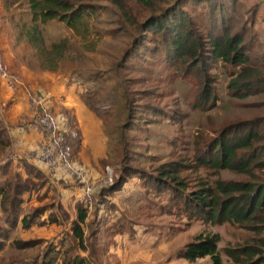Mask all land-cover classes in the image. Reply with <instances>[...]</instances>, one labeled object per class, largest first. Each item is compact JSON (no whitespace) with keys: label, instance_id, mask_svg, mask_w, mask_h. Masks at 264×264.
Returning a JSON list of instances; mask_svg holds the SVG:
<instances>
[{"label":"rangeland","instance_id":"374dc122","mask_svg":"<svg viewBox=\"0 0 264 264\" xmlns=\"http://www.w3.org/2000/svg\"><path fill=\"white\" fill-rule=\"evenodd\" d=\"M87 2L93 9L76 28L58 20L40 24V39L30 43L21 35L33 25L30 0H0L9 57L2 49L4 59L34 90L47 93L46 85L60 84V118L51 111L73 149L75 165L72 173L60 168L53 177L32 162L50 184L24 196L21 219L7 233L0 264H41L53 246L59 262L65 256L88 264H213L210 257L193 263L181 257L200 236L218 237L223 264H264V210L247 221L222 216L209 221L184 200L173 199L168 184L155 180L174 163L187 196L205 189L220 200L227 196L221 195L219 184L250 181L248 175L202 164L198 158L224 133L240 136L241 124L264 121V94L232 97L228 85L233 70L219 64L211 71L216 101L202 103L203 85L195 73H177L162 56L125 60L152 11L136 0ZM255 55L261 57L262 51ZM2 86L0 80V130L10 133L19 125H12L11 115L18 93L11 96ZM89 116L87 135L82 136L78 118L84 123ZM6 142L2 137L0 184L7 179L3 166L10 175L26 176L18 164L29 162L12 161L18 151L12 137L7 147ZM258 158L264 162V149ZM255 174L258 182L264 181V169ZM86 188L91 190L89 204L82 199ZM2 204L0 196V226L9 230ZM80 204L87 209L83 245L74 234ZM24 217L32 220L29 228L23 226ZM16 241L34 245L19 249Z\"/></svg>","mask_w":264,"mask_h":264},{"label":"trees","instance_id":"16d2710c","mask_svg":"<svg viewBox=\"0 0 264 264\" xmlns=\"http://www.w3.org/2000/svg\"><path fill=\"white\" fill-rule=\"evenodd\" d=\"M136 1L153 14L142 24L143 34L128 50L125 60L147 59L140 54H148L154 59L162 56L165 63L176 68L177 73L184 72L182 74L185 77L195 73L203 85V94L198 96L202 103L212 100L214 104L216 101L211 71L219 64L233 70L228 85L232 97L246 99L264 94V51L261 57H253L260 47L259 35L254 30L258 7L248 10L242 0H171L167 7L163 6L167 0ZM92 9L93 6L87 0H30L33 25L28 31L23 30L21 35L30 43L37 42L40 39L39 25L53 20L63 22L69 28H76ZM239 127L244 130L242 135L232 137V134L224 133L198 158L202 164L250 177L247 182L219 184L217 188L221 195L227 196L226 199L220 200L219 196H214L212 190L205 189L191 192L187 196V186L178 181L177 174L180 171L174 169V163L169 164L172 170L162 171L160 176L163 178L157 177L155 180L168 184V190L174 193L173 199L184 200L209 221L218 220L221 216L222 220L226 217L247 221L253 214L262 212L264 181L258 182L255 169H264V162L258 158V152L264 149V144H261L264 143V121L247 122ZM10 136L7 130H0V142L5 137L6 147L11 143ZM18 167H23L26 176L16 172L12 176L8 174V167L1 168L3 177H7L4 184H0V196L9 230L0 226V252L9 238L8 231L19 224L24 196L50 184L45 172L32 163L21 161ZM53 219L52 222L56 223L55 218ZM86 219L87 209L80 204L78 219L74 222V234L82 245V227ZM31 222V219L24 217V228H29ZM15 243L19 249L34 245L33 242L25 241ZM58 253L55 246L51 247L45 253L41 264H88L80 257L64 256L59 262ZM181 257L192 263L210 257L213 264H223L217 236H200L196 242L186 247Z\"/></svg>","mask_w":264,"mask_h":264},{"label":"built area","instance_id":"2783aa9c","mask_svg":"<svg viewBox=\"0 0 264 264\" xmlns=\"http://www.w3.org/2000/svg\"><path fill=\"white\" fill-rule=\"evenodd\" d=\"M0 80L12 92L24 94L32 118L30 127L39 135V141L35 148H31L25 153L13 154L10 159L15 162L26 159L30 163H37L45 167L53 177L57 176L60 168L70 173L75 171L72 161L73 149L61 130L59 120L53 115L49 102L38 90L27 86L25 79L20 74L9 68L1 49ZM90 191V188H86L82 198L88 204L91 200Z\"/></svg>","mask_w":264,"mask_h":264},{"label":"crops","instance_id":"0c3cea01","mask_svg":"<svg viewBox=\"0 0 264 264\" xmlns=\"http://www.w3.org/2000/svg\"><path fill=\"white\" fill-rule=\"evenodd\" d=\"M242 1L248 10L258 7L254 30L260 38V47L257 50L264 51V0ZM0 27H2V25H0ZM1 31L2 30L0 28V49H3V51H5V57L7 58V60H9L8 49L5 47L8 45H6L4 39L2 38ZM51 86L52 87H50L49 85L45 86V89L48 91L47 93L42 92L40 90L38 91L41 92L44 98H46L53 111L58 114L60 118V93L62 92V89L60 88V84H57V86H55V84L52 83ZM3 88L10 92L12 94L11 96H13V92L9 88H7V86V89L5 88V85L2 86V90ZM12 103H14L11 108V115L14 117L12 125H14L15 122H19V125H17V128L10 130V135L12 137L13 146L16 147L17 151L19 153H25L29 149L36 147V144L39 141V135L30 127V122L32 118L30 109L28 107L27 99L24 97V94H15V96H13ZM78 119L80 121V124L78 126V128L80 129V133L82 136H86L87 128L89 126L91 117L89 116L88 119L85 118L84 123L80 120V118ZM56 180L57 182L60 181V175L58 178H56Z\"/></svg>","mask_w":264,"mask_h":264}]
</instances>
